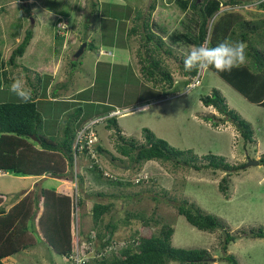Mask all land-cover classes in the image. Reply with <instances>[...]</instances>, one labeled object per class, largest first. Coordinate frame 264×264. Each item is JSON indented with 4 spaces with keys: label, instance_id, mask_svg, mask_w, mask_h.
<instances>
[{
    "label": "rangeland",
    "instance_id": "rangeland-1",
    "mask_svg": "<svg viewBox=\"0 0 264 264\" xmlns=\"http://www.w3.org/2000/svg\"><path fill=\"white\" fill-rule=\"evenodd\" d=\"M112 1L115 0H98L108 7L111 6ZM131 1L137 5L136 15L142 13L145 8L139 6L140 0ZM161 1L159 0V2ZM241 1V4L232 7L220 5L217 12V4H214V11L207 8L205 14L210 21L214 17L212 14L220 15L224 11L237 14L245 21L264 20V11L257 7L261 2L258 3L257 0ZM0 2L3 7L0 10V66L4 60L7 75H9V71H16L15 67L21 66L33 71L36 68L38 54L46 60L50 56H57L60 52H65L61 51V42H57L55 36L56 24L60 21L66 22L70 25L68 28L71 30L76 27L74 33L78 39L87 38L88 43L87 47L83 48L85 52L79 59H74L73 55L80 51L84 42L78 44L73 52L70 51V48L66 51L64 61L60 66L62 69L64 68L63 74L68 80L67 83L57 84L58 79H56L52 83L51 92L53 94H63L71 88L88 90L92 82L95 87L91 91L84 93L81 91L79 102L91 97L90 92L96 99L98 97L101 99L102 97L105 98V89L108 84H112V90L109 93L112 99L109 101L111 103L120 102L123 99L118 95L125 93L126 100L120 104L119 108L123 110L131 107L129 109L134 111L129 114L130 112L127 110L124 116L116 118L118 129L127 139L132 138L137 143H142L143 130H149L157 139L166 141L169 146L183 152L191 151L200 159L207 155H214L224 158L225 162L231 166L245 164L240 171L227 175L229 177H226L225 183L221 181L226 176L223 171H194L185 167L173 170L169 164H161L156 161L146 162L140 171H135L131 164L116 151L117 137L114 130L105 129L104 122L98 123L95 130H91L96 132L97 129L98 132L97 139L92 141L94 142L92 146H94L95 164L99 166L104 176L110 177L109 179L113 183L101 184L96 175L88 172L92 165V159L87 152L76 157L72 173L74 175L76 172L83 179L82 186L77 179L78 196L79 199H82L83 204L77 208L73 215V229L76 235L74 242L76 241L81 254L83 253L87 259L95 255L96 242L93 241L92 246L87 249L86 240L79 235V232L91 234L89 233L92 226L90 213L93 203L97 202L113 204L111 212L104 216L103 226L107 224L117 226L114 234L116 249L123 246L124 241L136 233L151 235L156 233L162 225L168 224L174 229L171 239L172 246L182 249L207 250L211 256L208 264H228L221 258L229 254L236 258L238 264L264 263V238L249 237L252 232L257 233L258 229H262L264 232V166L260 165V159L264 158V107L249 103L209 69L200 71V82L195 89L186 92V83L182 82L177 87L166 90L162 94L160 92H157L156 95L151 93L152 95H145L148 100H140L135 88V75H137L138 61L142 62L144 55V49H138L141 38L138 39L135 34L128 38V41H131L130 46H137V48L133 52L134 66L130 70L129 68H121L120 70L127 76V82H125V77L124 83L118 79V73L111 74L109 72L114 69L113 64L106 65L109 70L107 68L98 69L97 74L95 72L96 67H92L91 60L98 56V51L103 42L99 40V35L95 33V29H92L103 23L102 29L108 30L110 33V35L106 34V38L113 43L115 25L113 22H106L101 18L104 22L97 21L99 12L97 17L90 10V0H29L28 2L31 4L29 7H26L25 2L21 0H0ZM146 3L148 4L149 0H145ZM131 8L134 9L135 7L131 6ZM27 9L31 11L30 15L26 13ZM172 9L175 14L173 21L176 23L181 13L176 6ZM103 12H106L105 5L101 9V16H104ZM74 19L75 22L77 20L82 21L79 24H73ZM191 26L195 27V22H192ZM27 31H31L33 34L30 45L21 58L14 60L15 66L7 65L6 62L11 51L23 39ZM39 32L42 34L41 42L36 44L35 39L39 36ZM139 32L141 33L140 30ZM193 33L190 34L191 50L196 47L197 27ZM118 34L121 35L119 32ZM257 34L264 36V29L258 31ZM115 38V43H117L119 37L115 35ZM33 43L37 47L33 48L30 53ZM162 66L170 71L178 70V64L171 58L162 57ZM24 76L23 81L25 79L27 87L30 89L38 87L40 91V86L43 84L40 82L38 85L36 84L37 76L34 73L28 72L23 74ZM173 76L176 81L181 78L177 72ZM153 87L154 85L150 83L149 88L153 89ZM0 89L9 93L10 85L3 82ZM214 90L223 96L229 110L234 111L250 124L253 131V143L244 145L240 135L230 122L215 121L217 117L220 119L222 117L214 108L203 106L200 97L211 95ZM147 91L143 89V92ZM47 96L50 97L42 88L40 92L41 102L46 100ZM60 96L65 97L64 95ZM155 100L161 101L152 103ZM9 101L22 102L21 100H3V102ZM42 104H37V107L42 119L48 120L47 125L45 124L49 128L48 131H45L46 138H57L61 132L60 127H63L66 120L72 118L80 107L79 105L73 111L65 113L66 105L63 103L58 105L42 102ZM83 109V116L75 126L77 130L109 113V111H105L104 114L102 110L106 109L91 104ZM210 115L215 116V119L209 117ZM208 118H210L209 121ZM29 143L33 148L39 150V145L32 142L31 139H29ZM96 145L102 148V152L96 151ZM80 150L84 152L83 149L80 148ZM56 159L58 160V158ZM54 161L56 162V160ZM248 162L251 164L247 166ZM254 162L258 163L252 164ZM46 177L49 179L46 181L41 179L42 182H39L33 178L24 179L10 173L0 175V194L7 201L12 195L21 197L26 194L34 195V192H37V195L41 196V189L54 187L55 194H62L60 189H63V192L73 198L75 188L74 185H68L70 175L64 182H60V179L59 181L55 180L51 176ZM145 178H148L149 182L137 183ZM118 181L122 184H116ZM41 185L45 187L42 188ZM219 185L226 186L224 193L220 191ZM99 193L105 196H98ZM164 193H166L165 197L163 196ZM111 195L112 197H110ZM183 200L194 203L205 214L216 217L223 224L225 231L216 230L211 233L199 231L192 227L183 216L177 214L174 203L178 204ZM127 213L143 214L147 218L149 227L143 228L139 222L133 220L129 223ZM124 221L128 223L125 224ZM226 233L234 236L236 240L230 243L224 252L222 246ZM83 245H85V249H81ZM4 264H68V260L51 253L45 246L37 244L34 248L7 258ZM69 264L71 263L69 262ZM169 264L178 263L170 262Z\"/></svg>",
    "mask_w": 264,
    "mask_h": 264
},
{
    "label": "trees",
    "instance_id": "trees-1",
    "mask_svg": "<svg viewBox=\"0 0 264 264\" xmlns=\"http://www.w3.org/2000/svg\"><path fill=\"white\" fill-rule=\"evenodd\" d=\"M21 1L25 2L26 7H29L27 0ZM167 1L170 3L172 0ZM241 3V0H192L190 10L199 19L195 45L215 46L224 40L245 42L248 57L245 66L233 69L231 72L218 73L215 69L209 70L249 103L264 107V36L257 34L258 31L264 29V20L245 21L237 14L224 11L220 15L212 14L214 17L210 21L205 14L207 8L214 11V4H217V12L220 5L232 7ZM97 6L98 0H90L89 7L92 12L97 13ZM257 7L264 11V2L259 3ZM143 8L145 9L138 15H136V8L134 9L132 25L127 32L128 38L134 34L138 39L141 38L138 49H144L142 62L139 61V72L142 78L152 83L155 89L163 91L171 89L174 81L171 71L162 66V57H164L171 58L178 64L179 74L187 81L192 79L198 71H186L184 68L185 56L167 46L159 36L150 30L149 24L156 8V0H149L148 4L144 3ZM26 13L30 15L31 11L27 9ZM32 35L31 31L25 33L23 39L11 51L7 65L15 66L14 60L24 55L30 45ZM14 69L17 70L9 71V75L34 73L37 76L36 84L41 83L36 72L24 66ZM37 89L38 87L31 89L32 99L27 103L0 102V171L20 177L51 176L62 182L70 175L68 185L71 186L74 156L87 152L85 142L80 145L76 139L80 128L77 130L75 126L82 116V109L76 110L74 116L66 120L63 127H60L61 132L57 138H46L42 133V118L35 104L38 99L37 91L39 89ZM200 100L203 106L214 108L222 117L220 119L216 116L215 121L222 123L227 121L235 127L244 145L253 143V131L250 124L227 108L223 96L218 91L214 90L211 95L201 96ZM96 107L106 109L102 110L104 114L105 111H108L107 109H111L103 104H97ZM104 116L106 115L101 117ZM209 117L215 119V116L210 115ZM209 120L210 118H208ZM103 122L106 126L105 129L114 130L117 137L116 151L131 164L135 171H140L146 162L156 161L161 164H169L173 170L185 167L194 171H223L226 176L221 181L225 183L226 177H229L227 175L238 172L245 166V164L231 166L225 162L224 158L214 155H207L200 159L191 151L183 152L169 146L166 141L157 139L149 130H143V142L137 143L134 139H127L122 135L117 127L116 117L104 119ZM97 125L95 124L92 129L95 130ZM95 133L98 134L97 129ZM32 136L39 144V150L33 148L29 143ZM80 147L84 152H81ZM96 151L102 152V148L97 147ZM26 153L29 154L28 158ZM58 157L59 160L56 159ZM201 160H203L202 163ZM260 165L264 166V158L260 159ZM88 172L96 175L101 184L113 183L109 179L110 177L103 175L97 164H94ZM77 179L82 186L83 179L79 176ZM147 181L149 182L148 178H145L137 183L142 184ZM116 184L121 185L122 183L118 181ZM219 189L224 193L226 186L219 185ZM41 190V196L37 195V192H34V195L26 194L21 198L12 195L8 201H5L4 196L0 194V264H4L7 258L17 253L34 248L37 244L45 246L51 253L66 259H70V256L73 255L75 249L73 215L77 208L82 206L83 201L78 196L76 203H73L71 196L63 192V189H60L62 194H55L54 187ZM98 196L105 195L99 193ZM163 196L165 197L166 193ZM174 205L177 214L183 216L197 230L211 233L216 230H224L221 221L214 216L205 214L194 203L183 200L178 204L175 202ZM112 207L113 204L93 203L90 213L92 226L89 233L94 236L83 232H79V235L86 240L87 249L92 246L93 241L96 242L95 255L87 259L82 253L79 257L82 260L80 264H169L170 262L208 264L211 260L207 250L173 247L171 239L174 229L168 224L162 225L156 233L151 235L136 233L124 241L123 246L116 249L114 234L117 226L113 224L103 226L104 216L111 212ZM126 215L129 223L133 220L139 222L143 228L149 227L147 218L143 214L127 213ZM126 222L124 221L125 224ZM249 237L264 238V232L262 229H258L257 233L252 232ZM235 240L234 236L226 233L222 250L226 252L228 245ZM81 249H85V245ZM221 259L228 264H238L232 254L224 255ZM69 262L76 264L72 258Z\"/></svg>",
    "mask_w": 264,
    "mask_h": 264
},
{
    "label": "crops",
    "instance_id": "crops-1",
    "mask_svg": "<svg viewBox=\"0 0 264 264\" xmlns=\"http://www.w3.org/2000/svg\"><path fill=\"white\" fill-rule=\"evenodd\" d=\"M144 3H145V0H140L139 6L142 7ZM190 3H191L190 0H172L170 3L167 0L166 1L162 0L161 2H159V0H157L156 1V8H155V10L151 16V20H150V24H149L150 30L155 35L159 36L165 42V44L167 46L176 50V52H179L180 55L185 56V57L191 51L190 34L193 33V30L196 27L198 28L197 24L199 21L198 16H196L190 10ZM104 5H105V11L106 12H103L104 16H101V14H102L101 9L104 7ZM110 5L111 6L108 7L106 4H102L101 2H98V6L96 7V11H97V14L99 12V14H98L99 17H98L97 21L103 19L106 22H110V21L113 22V24L115 25L114 42L112 43L110 40H108L106 38V34L110 35V33L108 32V30L104 31L102 29L103 23L99 27L93 28L92 30L95 29V31H96L95 33L99 35V40H101L103 43H102V47L99 49V51L101 53L98 51V56L95 59H92L91 62H92V67H96L95 72L97 74H98V69L100 70L103 68H107L106 65L110 66L111 64H113L114 69L109 71V72L111 74L114 72L116 74L118 73L117 78L121 79L124 83V77L126 78L125 82H127V76L125 75V73L120 72L121 68H129V70H130V68L132 66H134V64H135V61L133 60V58H134L133 52L136 50L137 46H135V47L130 46L131 41H128L127 32H128V29L132 25L131 19L134 17V9L136 8L137 5L134 4L133 1H131V0H124V5L117 3L115 0L114 2L112 1V3ZM131 6H134L135 8L132 9ZM174 6H176L181 13L180 18L176 20V23H174V21H173V18H174L173 16H175V14L173 13L172 7H174ZM2 8L3 7H2V4L0 2V10ZM106 16H109V17H106ZM81 21L82 20H77L75 22V19H74L73 24L74 23L79 24V23H81ZM102 22H104V21H102ZM192 22H195V27L191 26ZM172 23L174 25H170ZM68 25L69 24L67 23V31L65 32L64 35L56 34V36H55L56 41L61 42V51H65V52H60L59 55H57V56H55V55L50 56L46 60L44 59V57H42V56H40V54H38V60L36 62V68L33 71L39 75V77L41 79V83L43 85L40 86V91L38 93V99L35 102L36 107H37V104L43 105L42 102H47L49 104L63 103L66 105L65 113L67 111H73L79 105H80L79 108H81L82 112L84 113L83 108H85V106H87L89 104H91L92 106L93 105L96 106L97 104H103V105L109 106L111 109L113 107L119 108L120 104H123L125 102L126 96H125V93H120L118 95V97H120L123 100L120 102H117V103H111L109 100H111L112 97H111V94H109V93L112 90L111 89L112 84H108V86L106 87L105 98L102 97L103 98V99L101 98L102 100L100 99V97H98L96 99L95 97L92 96V92H90L91 97H89L87 100H84V99L80 100V102H79L78 99H79V96L81 95V93H80L81 91H83L82 93H84L86 91H91V89H93L95 87L94 83H92V82L90 83V85H89L90 88L88 90H86V89H81V90L75 89L74 90L73 88H71L66 93H63V94L58 93V95H55L51 92L52 87H53L52 83L56 79H58L57 84H63L64 82L67 83L68 79L63 74L64 68L62 69L60 66L64 61V57H65L64 55H65L66 51L70 48V51L73 52L75 50L74 48L78 44L80 45L81 43H83V41H81V38L78 39L76 33H74L75 32L74 30H76L75 29L76 27L73 30H71L70 28H68ZM118 32L121 34L120 36H119ZM193 34H195V33H193ZM115 35L119 37V40L117 43H115L116 42ZM41 36H42V34H41V32H39V36L35 39L36 44H38V42H41ZM58 39H61V40H58ZM121 39H122V41H120ZM16 41H18V38H16ZM87 43H88V41L86 39V43H85L86 46H84V48L87 47ZM35 47H37V45H35L33 43L29 52L31 53L33 51V48H35ZM103 47H104V49H103ZM105 47H109V48H105ZM84 52H85V50L83 49V52L80 54L79 58L84 54ZM31 55H33V54H31ZM74 57H75V54L73 55V58ZM74 59H77V58H74ZM80 65H82V64H80ZM139 68H140V66H139V61H138V66H137V70H136L137 75H135V88L138 92V97H140V100H148V97L145 95H150L151 93H154L153 91L160 92L161 94L164 93L163 91H157L155 89H150L149 83H145V81L139 75ZM107 70H109V69L107 68ZM171 72L173 73L172 75H174L176 72H178V70L177 69H175V71L171 70ZM60 76H62V77H60ZM16 79H20L23 81L22 74L21 73H15L14 76L13 75L12 76L7 75V70L5 69L4 60H3L1 66H0V85L3 82H4V84L11 85V83ZM181 79L183 80V78H181ZM174 80H175V78H174ZM182 80L175 81L176 84L174 87H177L182 82L183 83L186 82V81H184V80L182 81ZM128 82H129V80H128ZM42 88L45 90L46 95H50V97L47 96L48 98L41 102L42 99L40 98V92H41ZM103 89H104V87H103ZM143 89H146L148 91L143 92ZM60 95H64L65 97H61ZM60 98H62V99H60ZM3 100H20V99L11 91L8 93V92L0 89V102H3ZM62 100H64L65 102H63ZM97 100H100V101H97ZM37 110H38V107H37ZM86 112H89V111L86 110ZM83 113H82V116H83ZM49 117H50V115H49ZM41 118H42V116H41ZM47 122H48L47 119H44V120L42 119V123H43L42 133L44 136L47 135L45 131L49 130L48 126H46ZM31 154L32 153L30 152V155ZM26 156L28 158L29 154L26 153ZM58 160H59V157H58ZM17 177H20V176H17ZM20 178H24V179L25 178H31V179L33 178L39 182H42L41 179H43V181H46L49 179L46 176H41V177H39V176H25L24 177V176H22ZM55 180L59 181V179H55ZM60 182H62V181H60ZM41 187L43 188L45 186L41 185ZM21 197H24V196H21ZM10 198H8V199L10 200Z\"/></svg>",
    "mask_w": 264,
    "mask_h": 264
},
{
    "label": "clouds",
    "instance_id": "clouds-1",
    "mask_svg": "<svg viewBox=\"0 0 264 264\" xmlns=\"http://www.w3.org/2000/svg\"><path fill=\"white\" fill-rule=\"evenodd\" d=\"M31 1H33V0H31ZM116 2L119 3V4H121V5H124V0H116ZM257 2L258 3L259 2H264V0H257ZM29 5H31V4H29ZM95 14H97V13L95 12ZM95 16H97V15H95ZM60 20H62V18H60ZM32 24H34V22ZM61 25L64 26V28H61L60 27ZM56 30H57L56 34H58V35H64L65 32L67 31V23L66 22L63 23V21L58 22L56 24ZM84 39H85V41H84ZM86 39L87 38H81V41H83L84 44H85L86 43ZM84 44H83V48H84ZM85 46H86V44H85ZM246 49H247V45L243 41H229V40H224V41H221V42L217 43L215 46H207L205 44H201L199 46L194 47L187 54V56L184 59V68H185L186 71L197 70L198 71L197 75L200 73V71H204V70H208V69H215L216 72H218V73H220V72H231L233 69H239V68H241V67H243V66L246 65L247 60H248L247 53H246ZM82 52H83V49H82ZM79 56L78 57L75 56L74 58H77L78 59ZM177 73H178L179 77L183 78V80L186 81L185 82L186 83L185 84V87L187 89L186 92L188 90H192V89H189L188 88V85L191 83V81L197 75L194 76L192 79H190V80L187 81V79H185L184 77H182L179 74V71ZM172 74L173 73L171 72V76H172V79H173L174 82H173V85H172L171 88H174V86L176 84V82H175L176 80H174V77H173ZM139 75H140V72H139ZM140 76L142 78V75H140ZM181 78H180V80H182ZM144 81H145V83H149L150 84V82H148L146 80H144ZM199 82H200V79H199ZM195 88H193V89H195ZM153 89H155V88L153 87ZM155 90H157V91H163V90H160V89H155ZM10 91L12 93H14L21 101H23L25 103L29 102L32 99V91H31V89L29 87H27L26 83L24 81L20 80V79H16V80H14L11 83V85H10ZM153 92L155 94L157 93L155 91H153ZM160 101L161 100H155L152 103H154V102H160ZM129 108L130 107L125 108V109L122 110L121 108L113 107L109 111V113H107L106 116L99 117V119H102L101 122H103L104 119H108V118H112V117L118 118V117L124 116V113L126 114V111L127 110L130 112L129 114H132L134 111L131 110V109H129ZM115 109L122 110V113L123 114L120 115V116H112L111 117L110 114L113 111H115ZM82 127H80V130L82 129ZM77 135H78V133H77ZM95 135H96V133H95ZM30 139H31V137H30ZM96 139H97V135H96ZM31 140H32V142H35L37 145H39L37 143L36 139L35 140L31 139ZM93 147L94 146L91 145V148H90V150L93 153V155H92V153H89V149L87 147H85L86 150H87V154L92 159V161H91V163H92L91 168L96 163V160H95V157H94V149H93ZM95 147L97 148V145ZM80 148L83 149L82 147H80ZM74 157H75V160H76V157L77 156H74ZM75 160H74V163H75ZM74 163H73V169H74ZM91 168H89V169H91ZM4 174H6L4 171H0V175H4ZM77 176H78V174L75 172L74 175H73V182L76 179V186L75 187L73 186V187L75 188L76 197H78ZM73 182L71 183V186L73 185ZM75 194L73 195V198L71 197L73 203L75 202L74 201L75 200ZM74 239H75V237H74ZM74 243H75V249H74L73 255L70 256V259L71 258L74 259V257H76V256L80 257V255H81V251L78 249L79 247L76 244V241ZM70 259L69 258L66 259V260H68V263H69V260Z\"/></svg>",
    "mask_w": 264,
    "mask_h": 264
},
{
    "label": "built area",
    "instance_id": "built-area-1",
    "mask_svg": "<svg viewBox=\"0 0 264 264\" xmlns=\"http://www.w3.org/2000/svg\"><path fill=\"white\" fill-rule=\"evenodd\" d=\"M61 28H64V26H60ZM199 79H200V73L191 81V83L188 85V88L189 89H193L195 88L198 84H199ZM122 110H119V109H115V111H113L110 116H120L122 115ZM102 119H98V120H95V121H91L90 123L86 124L85 126L82 127V129L78 132V135H77V143H79L80 145L82 144V142H86L85 145L86 147L89 149V153H91V145H92V141L94 139H96V135H95V132H92L93 131V126L95 124H98L99 122H101ZM92 130V131H91ZM73 185L74 187L76 186V179L74 180L73 182ZM76 201V194H75V200ZM76 203V202H75ZM74 262H76V264H80L81 263V259L76 256L74 257Z\"/></svg>",
    "mask_w": 264,
    "mask_h": 264
},
{
    "label": "water",
    "instance_id": "water-1",
    "mask_svg": "<svg viewBox=\"0 0 264 264\" xmlns=\"http://www.w3.org/2000/svg\"><path fill=\"white\" fill-rule=\"evenodd\" d=\"M33 23V22H32ZM84 46H85V44H84ZM82 49H83V46H82V48L80 49V51L79 52H77L76 54H75V56L76 57H78L80 54H81V52H82ZM79 53V54H78ZM31 139H33V140H35V138L32 136L31 137ZM258 162H254V163H252V164H257ZM249 164H251V163H247V166L249 165Z\"/></svg>",
    "mask_w": 264,
    "mask_h": 264
}]
</instances>
